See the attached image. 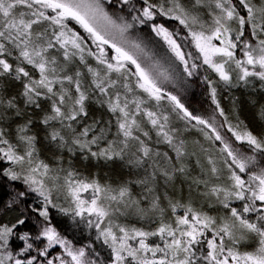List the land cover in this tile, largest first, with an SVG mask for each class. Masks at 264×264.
Returning a JSON list of instances; mask_svg holds the SVG:
<instances>
[{"label":"snow or ice","instance_id":"obj_1","mask_svg":"<svg viewBox=\"0 0 264 264\" xmlns=\"http://www.w3.org/2000/svg\"><path fill=\"white\" fill-rule=\"evenodd\" d=\"M257 84L264 0H0V264H264V132L221 106ZM78 154L143 175L101 183Z\"/></svg>","mask_w":264,"mask_h":264},{"label":"rangeland","instance_id":"obj_2","mask_svg":"<svg viewBox=\"0 0 264 264\" xmlns=\"http://www.w3.org/2000/svg\"><path fill=\"white\" fill-rule=\"evenodd\" d=\"M162 63H164V67L167 68L166 63L165 62H162ZM193 81H196L195 77L192 78L189 81V83L193 82ZM200 81H198V82L202 86L201 89L203 90V88L205 87V90H206V85L203 84L201 79H200ZM169 87L171 88V86H169ZM200 94L202 96L198 97L196 93H193L192 96H190L189 99L188 98L186 99V102L189 103V104H190V102H192L193 104L198 105V107H193V108L198 110V114L203 115L206 118L210 117V116L213 115L214 106L211 103V100H210V97L207 94V91H202ZM232 97L238 98L237 99V107H238V111H239L240 120H242L245 124H247L249 126V128L252 130V128L248 124L247 120L245 119V116L241 113V109L242 108L240 109V107L238 105L240 103H242L243 101H247V103L245 102L246 111H249L250 108L253 107V109L255 110V111L254 110L253 111L257 113L256 116H258L260 118V116H259L260 106L264 105V91L259 89L258 84H257V86L255 88H251V87L250 88H244V87H241V88H238V89L225 90L222 93V95H221V106L224 107L225 113H226V115H228L230 120H232V117H233V105L231 103ZM95 115H97V116L104 115L105 118H108L107 117V113L103 112L102 110L95 111ZM216 120H217V123H222L223 122V118L220 117L218 114H216ZM233 123H235V120H233ZM253 123L257 124L259 127H261L262 128L261 130H263V132H264V120L259 121V120H256V118H253ZM221 131H222V134H224L225 130L221 129ZM259 131H260L259 129L256 131L257 134L260 133ZM228 135H230V134H228ZM186 136L189 139L199 138L198 134L195 131H193L191 134H186ZM236 143L239 144V142H236ZM219 146H220L219 142H217V147H219ZM164 150H167V149H164ZM51 154L52 153H50V152L48 153V155H51ZM76 157L79 160H82L80 158L79 154ZM76 157L73 160L76 161L77 160ZM101 162L102 163H100V164L105 165L103 163V161H101ZM73 164L77 168V165H78L77 162L73 163ZM112 165H114V164H112ZM65 166H67V165H65ZM130 170L132 171V175H133L132 176L133 178H131V180H136V179L140 178L143 175V173L140 170H137V169H130ZM102 177L105 178L106 176L102 174ZM133 191H134V193H143L144 189L142 187H140L139 185H134L133 186ZM186 196H187V190L185 189V197ZM121 222H126V223H129L130 225H135L136 227H149V225H147L144 221H138L137 218L134 217V216L130 217L127 221H121ZM245 250H251V247L246 248Z\"/></svg>","mask_w":264,"mask_h":264},{"label":"trees","instance_id":"obj_3","mask_svg":"<svg viewBox=\"0 0 264 264\" xmlns=\"http://www.w3.org/2000/svg\"><path fill=\"white\" fill-rule=\"evenodd\" d=\"M144 32L148 33V30L145 28ZM146 39L148 40L150 47L158 54V56H162L164 53V50H165L163 42L160 41L159 38L151 36L150 33H148V35L146 36ZM162 62H164V61H162ZM166 66L168 67L167 63H166ZM195 80L196 81L189 83L190 87L183 90V96L186 99L187 98L189 99L193 93H196L198 97H201L202 95L200 93L202 91H206L205 87L203 88V90L201 89L202 86L198 82V81H200V79L195 77ZM245 102L247 103V101H243L242 103H240L238 105L240 107V109L242 108L241 113L245 116V119L247 120L248 124L250 125V127L252 128L254 133L257 134L256 131L258 129L260 130L259 132H261V131L263 132V130H261L262 129L261 127H259L257 124L253 123V118H256V120H259V121H261L262 119L259 118L258 116H256L257 113L254 112L255 110L253 109V107L252 108L249 107L250 110L246 111ZM190 105L192 107H198V105L193 104L192 102H190ZM248 128H249V126H248ZM47 155H48V153H47ZM76 159H77L76 161L73 160V163L77 162V164H78L77 168L79 169V171L85 177H88L89 179L96 177L101 181V183H111V184H113V186H115L116 184L122 183L126 180H131V178H133L132 177L133 176L132 171L127 166H121L118 163L114 164V165H102V164H100V163H102L101 161L100 162H97L95 160L84 161V160H79L77 157H76ZM102 174L105 175L106 177L103 178ZM160 191H163L162 187H161ZM169 195H172V193L169 192ZM180 195H181L180 193L179 194L177 193L178 198ZM182 195L185 197V190L182 193ZM90 235H94V233H90L88 230H84L82 233L80 230L76 231L77 238L82 240L84 243L88 242V237ZM70 237H71V233H70ZM241 250L244 251L245 249H241Z\"/></svg>","mask_w":264,"mask_h":264}]
</instances>
